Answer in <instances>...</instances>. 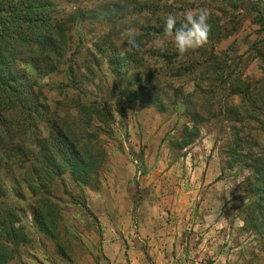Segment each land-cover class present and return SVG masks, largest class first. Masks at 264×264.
<instances>
[{
	"label": "rangeland",
	"instance_id": "374dc122",
	"mask_svg": "<svg viewBox=\"0 0 264 264\" xmlns=\"http://www.w3.org/2000/svg\"><path fill=\"white\" fill-rule=\"evenodd\" d=\"M50 1L68 22L64 58L28 72L41 103L78 119L94 170L88 184L66 170L37 179L33 157L50 131L19 114L18 139L0 148V203L25 230L18 244L0 238V264H264L261 225L246 211L264 178L248 181L253 168L228 151L239 135L252 141L243 152L264 158V0ZM200 8L213 29L203 46L181 56L168 38L155 49L167 14ZM249 95L242 121L228 113ZM79 105L103 118L86 123Z\"/></svg>",
	"mask_w": 264,
	"mask_h": 264
},
{
	"label": "trees",
	"instance_id": "16d2710c",
	"mask_svg": "<svg viewBox=\"0 0 264 264\" xmlns=\"http://www.w3.org/2000/svg\"><path fill=\"white\" fill-rule=\"evenodd\" d=\"M56 8V5L50 0H0V148L3 143L7 141L14 143L18 139L19 130L14 128L12 123L20 116L19 114H24L28 120L34 121L36 127L44 126L50 131V135L44 141L38 139L42 140L39 142L41 146L36 153L37 157L33 158L36 167L43 169L38 172L36 178L42 179L45 184L50 172L56 171L63 174L66 170L73 179L79 178L81 182L88 184L91 179L90 174L94 170L90 159L94 157V151L90 143H83L85 135L75 132L74 123H77L78 119L71 118L70 114L66 118L41 103L34 94L36 83L31 82V79L34 78L28 72V68L36 64L34 61H38V67L35 65V70L45 73L52 71L54 65L47 67L43 60L50 58L49 61L51 59L54 61L55 58L60 63V60L64 58L65 32L69 27L68 22L56 18ZM212 30L210 25L209 31ZM250 95L247 96L246 103L242 104L243 111L229 108L227 109L228 113H232L239 119L243 114L251 113L250 108L255 107V102H253L255 99ZM60 105L61 103H59ZM207 105L208 103L206 106H201L197 112L207 113V109L210 107ZM78 108V114L84 118L86 123H91L94 116L103 118L102 111L98 109L99 112L93 105H79ZM255 110L253 109V111ZM10 113L15 115L11 117ZM192 115L196 116L197 114L193 113ZM242 120L243 118H241ZM193 129L195 137H198L199 129L197 127ZM185 130L189 131L188 128ZM250 142H252L250 139L236 135L228 148L232 155L230 159L232 162H243L246 167L253 168L251 176L247 178L248 181L264 178L262 166L264 158L261 155L254 157L255 151L251 148H248L246 153L242 150V146L250 144ZM61 163L66 167L61 166ZM43 166L48 171H45ZM260 197V200H253L246 211H248V215H253L256 218L252 221L261 225L259 230L264 234V193ZM38 200L40 201L36 203V207L39 210L47 205V208L53 211L51 212L52 216L48 219L52 222L51 224H55L54 216L57 213L53 209L54 205L48 199L40 198ZM3 206L4 203H0V238L9 241V245L18 244L20 241L17 234H21L25 230L24 226H19L18 215L12 209L4 211ZM35 214L39 215V212H35ZM37 215L36 217L39 218ZM245 222L248 223V226L251 224L248 221ZM42 225H44V221H42ZM3 245L7 244L0 243V258L6 260L7 252Z\"/></svg>",
	"mask_w": 264,
	"mask_h": 264
},
{
	"label": "clouds",
	"instance_id": "9594fccd",
	"mask_svg": "<svg viewBox=\"0 0 264 264\" xmlns=\"http://www.w3.org/2000/svg\"><path fill=\"white\" fill-rule=\"evenodd\" d=\"M181 16L183 19L180 18ZM177 24L179 28H176ZM163 25V35L153 41L155 49L160 52L165 51V41L171 38L172 45L183 56L205 44L210 30L209 12L205 8H200L195 12L187 10L183 13H169L165 16ZM134 33V29H129L126 37L127 44L132 47L136 45Z\"/></svg>",
	"mask_w": 264,
	"mask_h": 264
}]
</instances>
